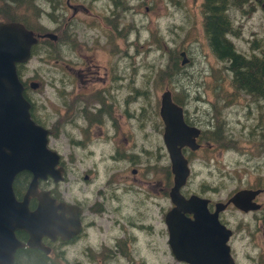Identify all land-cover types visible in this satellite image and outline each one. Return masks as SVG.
Masks as SVG:
<instances>
[{
  "label": "rangeland",
  "instance_id": "obj_1",
  "mask_svg": "<svg viewBox=\"0 0 264 264\" xmlns=\"http://www.w3.org/2000/svg\"><path fill=\"white\" fill-rule=\"evenodd\" d=\"M8 1L0 0V21L10 15L35 31L54 32L59 40L56 45L40 39L18 74L26 85L37 83L35 89L26 86L25 96L33 116L49 130L48 147L60 155L63 196L77 202L83 191L92 199V191L103 187L102 198L106 195L109 202L112 196L122 204L117 214L106 210L113 223L100 213L87 216L91 226L71 246L55 248L54 264H88L87 257L97 258L99 247L106 249L99 240L105 234L110 248L116 237L122 238L127 257L114 254L103 263L99 254L89 264H178L156 229L142 239L123 223L128 219L159 227L156 207L150 204L151 209L141 212L144 200L131 189L137 185L148 191L154 182L164 185L167 180L168 157L156 126L164 90L183 108L186 121L213 141L185 153L187 192L224 202L240 188H264V99L234 89L231 74L210 53L201 23L202 0H68L70 6L65 0H19L14 8ZM252 9L250 14L228 9L234 29L229 38L239 52L264 57V9L257 2ZM182 51L187 61L181 65ZM174 54L177 67L165 71ZM137 123L144 126L143 137ZM116 148L120 157L122 152L132 156L129 161L137 165L123 158L104 169V161L112 164L107 156ZM96 159L101 163L91 171ZM84 174L96 180L85 183ZM109 178L115 186L124 181L133 185L113 192ZM257 202L259 211L244 214L230 204L220 215L234 234L237 264L264 260V191Z\"/></svg>",
  "mask_w": 264,
  "mask_h": 264
},
{
  "label": "water",
  "instance_id": "obj_2",
  "mask_svg": "<svg viewBox=\"0 0 264 264\" xmlns=\"http://www.w3.org/2000/svg\"><path fill=\"white\" fill-rule=\"evenodd\" d=\"M40 37L52 40L56 36L52 32L34 35L18 21H0V264H13V253L22 245L16 230L27 232L28 246L44 251L47 248L40 242L41 236L69 238L79 231L75 207L56 205L47 193L37 192L36 188L37 179L47 175L55 182L61 179V167L56 168L58 154L47 147L48 130L30 117V103L23 97L15 67L29 60L30 48ZM179 55L182 65L187 61L185 52ZM29 87L35 88L36 83L31 81ZM160 96L162 142L172 174L169 198L173 207L165 213L168 246L176 260L188 264H233L227 245L231 234L217 222V214L228 203L243 212L258 209L253 198L261 189H238L224 203L215 202L212 213L207 210V199L194 194L183 197L179 188L186 182L189 167L181 150L198 148L195 139L200 130L184 122L182 107L173 102L168 90ZM22 170L32 177L22 199L17 200L11 184ZM30 196L38 199L34 210L28 207ZM185 213H191L192 218L185 217Z\"/></svg>",
  "mask_w": 264,
  "mask_h": 264
},
{
  "label": "flooded vegetation",
  "instance_id": "obj_3",
  "mask_svg": "<svg viewBox=\"0 0 264 264\" xmlns=\"http://www.w3.org/2000/svg\"><path fill=\"white\" fill-rule=\"evenodd\" d=\"M65 4L67 6H69L68 5V0H67V2L65 0ZM56 39H57V35H56V38L54 40H52V41L53 42L56 41V45H57L59 43V40H56ZM21 82H22V85H23L22 90H23V95H24V92L26 91L25 88L28 85H26L25 81L22 80V78H21ZM63 89H65V88H63ZM58 91H60V90H58ZM156 115H157L158 119H160L157 112H156ZM183 118H184V111H183ZM184 119L186 121V118H184ZM188 124H190V123H188ZM109 126H110V124H109ZM156 126H157V130H159L160 134H161V143H163L162 142L163 123H162L161 119H160V123L158 122V125L156 124ZM193 126H195V125H193ZM111 127H113L114 131H117V129H118L116 125H114V126L111 125ZM195 127H198V126H195ZM136 130H137V132L139 131V132L142 133V137H143V135L146 134L144 126H139L138 127V123H137ZM199 130H202V129L199 128ZM201 133L202 132H200L199 135H201ZM198 137H197L196 141L199 140ZM133 142H134V140H133ZM200 142L201 141H198V143H199L198 149L202 148ZM204 142H205V144H208L207 141H204ZM163 146H164V143H163ZM164 149H165V146H164ZM187 151H190V150L188 148H183L182 149V152H183L184 155H185V153ZM165 153H166V155L168 157L166 149H165ZM90 155H91V157H93L92 154H90ZM121 156L122 157L119 156L117 148H116L115 153L113 155L112 154H108L107 160L110 161L112 164L108 165L107 162L104 161V167H105L104 169H108V168H110L112 166L118 165L123 158L126 159L128 161V163H134V165H137L135 163V161H132V160L129 161L132 156L130 158H128L127 156H124L123 152L121 153ZM156 156L158 158H160L159 153H157ZM185 157H186V155H185ZM59 159H60V157H59ZM99 161H101V159ZM188 161L189 160L187 158V162ZM97 162H98L97 159L93 162V164H92V166L90 168L91 171H93L94 165L96 166ZM98 163H101V162H98ZM58 166L62 167L61 168V171H62L63 170V165H62L61 159H60V161L58 163ZM127 166H128V164H127ZM129 168H130L131 173H133V174L136 173V175H138V169L137 168L132 167V166H130ZM164 170H165V174H166V178H167V180L164 182V185L160 181L154 182V184L148 189V191L144 190L141 186L139 187L137 185H133V184H130V183L127 184V183H125V181L124 182H120L119 186H115V181L112 180V178L111 179L109 178V179H110V181H111V183L113 185V187H112V191L113 192H114V190H117V192H120V191H122V189H125V188L130 189L131 185H133V188L131 190H135L133 192H135L138 195V197H140V200H142V201L144 200L143 202H141L142 206H143V207H141L142 208L141 212H142V210L144 212L148 211L149 209H151L154 206V207H156V211H158V214H159L158 215V220H157V223H158L159 227L152 226V223L151 224H146L144 221L138 222L137 224H135L134 220H130L129 221L128 219H125V221L123 222L124 225L126 227H128V229H130V230L131 229L135 230L136 233L138 234V236L140 238H142V239L144 238V236L150 235V232L151 231L154 232V229H156L158 231V233H159V237H163L162 241L164 243L163 244L164 248H167V245H168V237H167L168 232H167V225H165V215H166L165 213L167 211H169L173 207V204H172V202H170V198H169V188H170V186L172 184V178H171L172 174H171V170H170V166H169V157H168V164L166 165ZM63 172L64 171H62V176H63ZM22 174L26 175V178H25L26 180H25V182L22 181V184H20L19 183V181L21 179L20 175H22ZM88 175H90V174L88 173ZM88 175L84 174L82 176V180L85 183H90L91 184L92 181L94 182V180H96V178L90 179ZM111 176H112V174L110 175V177ZM31 177H32L31 173H29L27 171L19 172L14 177L13 182H12L11 185H13V193H14V196L16 197L17 200H21L22 199L23 193L25 192V190L27 188V185H28L27 183L31 179ZM59 182H60L59 180H58V182L53 181V179L50 176H46L45 179H37V182H36V184H37V186H36L37 192H45V193H47V195H49V197L54 200V203L56 205H62V203H64V204H67L69 206H74L75 207L74 209L76 211V216L78 217V222H79V228L78 229H79V231L77 233L73 234L69 238H62L59 235H56L54 237L46 236V235L41 236L40 242L43 244L44 247L47 248V251H44L43 249H41L39 247L36 248V247L28 246L25 243V241L28 239L27 232L26 231L23 232V231L16 230V231H14L15 232V236H16L17 240L20 243H22V245L20 247L16 248L14 253H13V255H14L13 264H28V261L31 260V259L28 258L27 254H36V255L38 254V255H41L45 259V262L43 264H47V263L48 264L49 263L50 264H54L55 262L53 261V258H54V254L53 253L56 251L55 248H61L63 246H71L72 243H74L79 237H81L82 234H85V228L91 226V224L93 223V220H86L87 216H92V215H95L96 213L103 214L104 216H109L108 214H111L110 212H112L113 214H117L118 209L121 208L122 204L120 203V201L119 200H117V201L114 200L112 198V196H110V201L109 202H107V196L106 195L104 196V198L101 197L102 195H100L99 191L103 187H101V188L99 187L97 190H95V191L93 190L92 191V195H91L92 199H90L89 197L85 196V193H83V191H81V193H82V199L81 200H78L77 202H74L72 200L69 201V200L65 199V197L63 196L62 190H61L60 185H59ZM122 184H124V186H121ZM185 185L180 188L181 189L180 192L183 195V197L187 198L188 195H190V194H196L199 197L201 196L203 198H206L208 200V202H207V210H208V212L212 213V210L214 208L215 202H219V200H211L210 198L206 197L203 192H200V193L189 192V191L187 192V190L184 189ZM247 188H250V187H247ZM247 188H242V189H247ZM251 189H253V188H251ZM263 189L264 188H261L260 192L264 191ZM120 194L121 193L116 194V195H120ZM258 195L259 194H257L253 198V202H255L256 204L259 205L258 209L254 210V211L250 210L248 212H252L253 213V212L261 210V208H262L261 207V203L257 202V196ZM227 198H229V197H226L224 202L227 200ZM147 200H149L151 203H146ZM112 201H114L115 203L111 204ZM220 202H222V201H220ZM37 203H38L37 196H30L29 201H28L29 209L30 210H34L35 206L37 205ZM150 204L152 206L151 208H149ZM230 204L231 203H228L225 208H227L228 205H230ZM59 210H57V213H59ZM106 210H109L110 212H106ZM248 212H242V213L247 214ZM221 214H222V212L219 213V217H218L220 223H222L223 225H226L229 229H231L230 226H229V223H227L226 220L222 221V219H220V215ZM68 215H69L68 213H64L65 217H68ZM184 216L187 217V218H192V214L191 213H189V214L185 213ZM101 218H103L105 221H109L110 220V223H113V221H114V220L111 221V218H112L111 216H109V219H107V217L106 218L105 217H101ZM117 222L118 221L115 222V227L119 228L118 227L119 223H117ZM115 234H116V230H115ZM233 235L234 234H233V232L231 230V235L227 239V245L230 247V255L234 259L233 264H237L235 258L233 257V251H232V246H231V240H232ZM107 239L111 240L108 237V235H106V234L99 239V240H101L100 241L101 245L106 247V249L99 247L101 249V251L96 253L97 254V258L93 257V256L87 257L85 259V261L88 264L90 263L89 258H93V259L97 260L98 257H99L98 256L99 254H101L100 260L103 263L108 261L107 259L112 257L114 254L115 255H120V256L122 254L124 257H127L128 254H126V252L123 251L122 248H121V246L124 244V242H123L121 237H119V238L116 237L115 238V240H114L115 244L113 245L112 248H110L109 245L107 246V244L105 243V241ZM168 248H169V246H168ZM170 253H171L173 259L176 260L174 258V256H173V254H172L171 249H170ZM263 257H264V255H263ZM96 260H94V261L96 262ZM176 262L178 264H188L187 262H184L182 260H176ZM262 264H264V260H263Z\"/></svg>",
  "mask_w": 264,
  "mask_h": 264
},
{
  "label": "trees",
  "instance_id": "obj_4",
  "mask_svg": "<svg viewBox=\"0 0 264 264\" xmlns=\"http://www.w3.org/2000/svg\"><path fill=\"white\" fill-rule=\"evenodd\" d=\"M19 0H10L9 6H15V2ZM253 2H257L264 9V0H202L201 7V17H202V27L203 35L206 38V45L209 48L210 53L216 58L223 62L224 70H227L231 74L230 81L238 92H244L252 97L258 99H264V57L259 56L255 53L245 54L239 52L233 45L229 34H234V29L232 26L231 16L228 9H240L241 11L250 14L254 9ZM7 7V6H6ZM245 7V8H244ZM247 8V9H246ZM229 11V12H228ZM11 14V13H10ZM6 15V14H5ZM7 21H18L21 22L26 29H30L34 33H41L38 28L33 30L24 21L17 19L12 16L6 15ZM33 47L32 50L35 49ZM175 53V52H174ZM171 64L165 71H169L174 66L178 65V55L174 54L171 56ZM168 73V72H167ZM177 103L176 100H174ZM178 104V103H177ZM33 116V114H32ZM34 117V121L39 123L38 119ZM198 141H207L209 144L213 142L208 140L203 136V132L198 137ZM21 179L19 181L25 182L26 175H20ZM258 186L257 188H259ZM28 264H43L45 259L41 255L27 254Z\"/></svg>",
  "mask_w": 264,
  "mask_h": 264
},
{
  "label": "bare ground",
  "instance_id": "obj_5",
  "mask_svg": "<svg viewBox=\"0 0 264 264\" xmlns=\"http://www.w3.org/2000/svg\"><path fill=\"white\" fill-rule=\"evenodd\" d=\"M235 26H236V25H235ZM20 81H21V78H20ZM180 107H181V106H180ZM182 111H183V108H182ZM182 117H183V115H182ZM184 122H186L185 119H184ZM186 123H187V122H186ZM187 124H188V123H187ZM188 125H190V124H188ZM200 132H202V130H200ZM18 173H19V172H18ZM18 173H17V174H18ZM17 174H16V175H17ZM16 175H15V176H16ZM15 176H14V177H15ZM13 179H14V178H13ZM12 182H13V181H12ZM235 192H236V191H235ZM234 194H235V193H234ZM231 196H232V195H231ZM231 196H230V197H231ZM231 204H232V203H231ZM232 205H233V204H232ZM226 206H227V204L224 206V208H225ZM233 206H234V205H233ZM234 207H235V206H234ZM224 208H223L222 210H220V212H222V211L224 210ZM235 208H237V207H235ZM238 209H239V208H238ZM256 210H257V209H256ZM248 211H249V210H248ZM220 212H218V214H217V222H218V223H220L219 218H218ZM220 225H222L224 228L228 229V230L230 231V234H231V229H229L226 225H223L222 223H220Z\"/></svg>",
  "mask_w": 264,
  "mask_h": 264
}]
</instances>
